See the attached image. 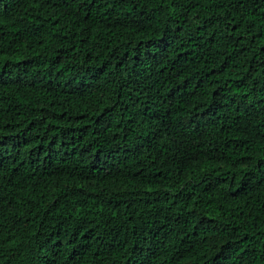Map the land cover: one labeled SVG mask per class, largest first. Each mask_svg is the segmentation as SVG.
Instances as JSON below:
<instances>
[{
	"label": "trees",
	"instance_id": "16d2710c",
	"mask_svg": "<svg viewBox=\"0 0 264 264\" xmlns=\"http://www.w3.org/2000/svg\"><path fill=\"white\" fill-rule=\"evenodd\" d=\"M0 264H264V0H0Z\"/></svg>",
	"mask_w": 264,
	"mask_h": 264
}]
</instances>
